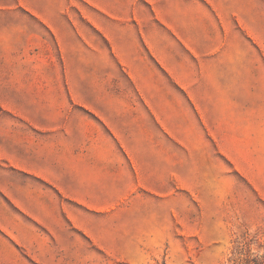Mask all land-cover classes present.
<instances>
[{
    "label": "rangeland",
    "instance_id": "rangeland-1",
    "mask_svg": "<svg viewBox=\"0 0 264 264\" xmlns=\"http://www.w3.org/2000/svg\"><path fill=\"white\" fill-rule=\"evenodd\" d=\"M3 1L0 264H264V0ZM51 110L90 114L93 155L126 162L104 204L39 163Z\"/></svg>",
    "mask_w": 264,
    "mask_h": 264
},
{
    "label": "crops",
    "instance_id": "crops-1",
    "mask_svg": "<svg viewBox=\"0 0 264 264\" xmlns=\"http://www.w3.org/2000/svg\"><path fill=\"white\" fill-rule=\"evenodd\" d=\"M19 4L37 3L39 0H16ZM150 2H156L157 0H148ZM96 4L102 3V0H94ZM175 2H182V0H175ZM0 3V28L6 29L8 27L12 28V12L6 11V6ZM8 4L11 5V0H8ZM28 15L31 19L38 22L49 21L51 19V14L49 13H39L31 12ZM20 28V27H19ZM112 110V109H110ZM96 115H98L104 122L110 127L114 128L121 123L134 122L138 124L145 125V122H149V115L146 113L136 114L141 116L134 121H125L119 119L122 112L119 109H114L110 113H104V110L97 111L93 110ZM62 111H47L45 113H39V163L45 164H67V191L68 195L73 197L75 200L81 202L82 204L90 205H102L105 203L107 195V175L109 172H129L128 167L121 166L122 163H126L118 155H93L92 149L97 148H107L106 145L103 146L101 140L102 135L99 128V121L92 118L87 112L72 113L69 118H62ZM147 116V117H146ZM124 123V124H125ZM145 123V124H144ZM63 127L69 128L66 132H59L57 129ZM92 131H97L95 136L92 135ZM71 139L72 143L66 146L67 152H64V145L58 143L60 140ZM133 164L137 163L141 166L143 172H149L148 174L154 177L156 174L154 162H150L146 159L144 162H140V159L135 157L134 159L130 157ZM119 163L120 168L115 167L114 164ZM112 164V166H111ZM95 173L98 174L95 177ZM106 174V175H105ZM96 180L97 184L92 182ZM111 180L115 181V178L111 177ZM113 190L115 189L114 182H111Z\"/></svg>",
    "mask_w": 264,
    "mask_h": 264
}]
</instances>
